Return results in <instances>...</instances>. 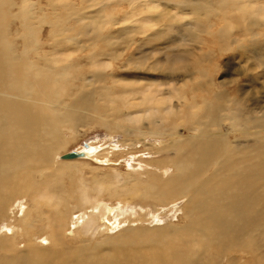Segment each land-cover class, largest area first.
Here are the masks:
<instances>
[{"label": "bare ground", "instance_id": "1", "mask_svg": "<svg viewBox=\"0 0 264 264\" xmlns=\"http://www.w3.org/2000/svg\"><path fill=\"white\" fill-rule=\"evenodd\" d=\"M213 1L216 11L221 13L218 23L226 21L227 28L243 27L245 5L234 6L235 11H229L235 0ZM34 4L30 2L16 14L26 34V42L18 53L14 42L4 33L12 0H0V264H220L231 252L244 257L247 253L250 258H256L250 259L256 264H264V253L259 252L264 245V111L259 109L258 113H253L236 97L238 114L234 115L236 111L230 107L225 110L230 116L220 115L218 113L224 109L222 102L229 97L221 99L210 88L201 93L202 87L199 101L195 100L197 93H191L190 100L184 98L186 93L183 92L174 95L184 99L183 103L176 102L180 107L178 110L162 106L165 101L161 96H155L156 85H146L162 83L156 76L150 82L151 70H155L152 67L136 66L133 69L136 72L126 75L125 83L126 78L120 75L107 78L108 87L99 85L105 80L101 74L89 83L98 85L93 91L71 95L74 90L71 89L72 79L66 77L81 74L80 67H73L70 61L61 65L58 62L56 67L45 64L50 56L42 52V43L37 38L40 27L33 24L36 20ZM68 11L70 9L65 12ZM208 12L209 8H206L204 13ZM60 20L52 19L51 22L56 24ZM222 27L216 31L220 38ZM92 29L101 34L96 26ZM50 31L53 36L54 27ZM244 31L246 34V28ZM78 32L87 35L81 28ZM94 35L88 40H96ZM108 46L107 43H96L93 56L114 55L107 51ZM144 62L139 64L144 65ZM173 64H170L171 69L175 67ZM201 67L203 70L204 66ZM102 68L100 64L92 70ZM208 71V76L202 71L201 77H193L194 89L198 90L203 83L208 85L213 73ZM185 72L187 77L192 73ZM137 91H141L140 99L135 97ZM121 96L125 101L119 100ZM107 105L110 109H105ZM125 107L154 111L145 128L138 121L144 118V112L140 111L130 117L138 120L130 123L129 129L118 122L111 128L122 130L125 134L123 143L131 148L139 141L145 142L139 135L166 137V143L162 142L160 146L143 145L146 150L155 149L154 154L160 153L161 157L154 159L157 168L152 167L156 172L138 173L140 171L136 170L141 168L133 169L129 164L130 173L123 174L114 169L110 174L98 172L89 181L83 180L79 172L76 174L75 167L87 164L78 163L76 159L89 155L91 149L78 150L83 154L78 158H60L58 153L64 143L57 134V127L77 124L76 116L86 114L97 116L98 121L105 124L103 115L107 110L118 112ZM121 113L123 115L124 111ZM222 120L229 121L233 129L241 128L242 131L243 127V138L247 137L246 124L260 125V129L256 127L263 136L258 143L246 142L247 139H241V136L233 143L220 127ZM179 126L180 130L177 129ZM184 127L193 134L185 137L181 131ZM251 129L254 131L253 127ZM254 135H258L257 130ZM85 147L88 149L87 144ZM145 160L151 162L150 158ZM44 170L46 176L38 181L35 175ZM96 195L98 200L104 195L108 200L122 199L144 207L151 203L154 207L175 205L182 197L184 203L179 209L177 207L181 212L178 222L160 224L148 212L130 222L125 219L128 211L119 206L111 210L106 201L96 200ZM23 196L31 199L28 209L15 219L14 227L10 225L12 220L7 222L13 229L9 226L3 229L1 222L6 211ZM72 199L74 202H70ZM75 207L81 210L76 218ZM146 220L156 223L146 225L143 223ZM127 222L132 226H126ZM41 226L43 232L38 234ZM122 226L120 230L115 229ZM114 229L117 232L114 233ZM88 236H91L90 242ZM65 238L69 243H79L63 249L61 242ZM52 243L58 246L57 251L48 249ZM147 246L151 248L146 249ZM238 263L241 264L240 259L235 261ZM226 264L234 263L228 258Z\"/></svg>", "mask_w": 264, "mask_h": 264}, {"label": "rangeland", "instance_id": "2", "mask_svg": "<svg viewBox=\"0 0 264 264\" xmlns=\"http://www.w3.org/2000/svg\"><path fill=\"white\" fill-rule=\"evenodd\" d=\"M30 2L35 3L34 17L36 20H33V24L40 27L37 32V38L40 44L42 43V52L44 51L48 57L50 56L49 62L45 64L56 67L58 62L61 65L65 61H70L73 67H80L81 74L66 77V79H72L71 89L74 90L71 91V95L78 92L89 93L93 91L98 85L95 83L89 85V83L101 74L105 77V80L99 85L108 87L110 82H108L107 78L112 76L116 78L117 75L126 78L129 73L136 72V70H133L136 66L139 68L152 67L155 70L154 72L151 70L153 77L150 82L156 76L162 83L152 82V84L146 85H156L155 96H161L165 101L162 106H170L178 110L180 108L179 104L183 103L184 99H177L174 95L183 92L186 93L184 98L190 100L191 96H193L191 93H197L194 96L197 97L195 100L199 101L200 96L198 94L201 92L202 87L201 93H206L210 88L213 94L216 93L218 97L221 96V99L229 97L228 100L226 99V101L222 102L224 109L218 113L220 115L230 116V113L225 111L230 107L236 111V113L233 112L234 115H237L235 102L237 98H239L240 103L246 105V108L249 107L253 113H258L259 109L264 111V0H235V2L231 3L232 5L228 8L229 11H235L234 6L238 5L241 7L245 5L246 22L243 23L241 28H237L235 25L233 28H227L226 21L218 23L221 19V13L216 11V5L213 0H12V7L8 9L10 19L4 33L7 38H11L14 42L18 53H20L23 44L26 42V34L23 33L20 17L16 14L22 12L25 5L28 6ZM23 3L25 4L23 5ZM206 8H209L208 13H204ZM66 9H70V11L66 13ZM57 18L61 19L58 23L54 24L51 22L52 19ZM80 23L81 25L79 26ZM223 25L224 28L222 27ZM93 26H96L101 34L95 33L92 29ZM52 27H54L53 36L50 31ZM219 27L224 29L220 34L221 38L216 32ZM79 28L84 30L87 35L80 34L78 32ZM223 34H226V36ZM93 35L96 40L93 42L89 41L88 38ZM234 40L236 41L233 42ZM96 43L109 44L107 51L114 53L116 56L108 55L107 53L100 56L97 55L98 57L93 56L96 54L94 47ZM93 60L94 62H92ZM142 61H146L144 62L145 64L143 63L144 65L139 64ZM107 63H109L108 66L103 65ZM171 63H174L173 66H175L173 69L170 67ZM100 64L103 66L102 69L92 70L93 66ZM201 66H204L203 70ZM209 69L213 73L212 78L208 79V85L205 86L203 83L198 90L194 89L192 86L193 77H197V75L201 77L202 71L204 75L208 76L210 74ZM185 70L192 73L187 77ZM199 72L200 74H198ZM127 79H124V83ZM118 81H121V79ZM114 90L115 87L113 88ZM112 97H114L113 92ZM135 97L140 99L142 97L141 91H137ZM121 98L125 101V97L121 96L119 100ZM114 99L118 100V98ZM176 102L180 103L177 104ZM105 109H110V107L107 105ZM140 109L142 107L128 109L125 107L121 110L119 109L118 112L107 110L103 117L105 119L104 123L109 126L101 124L97 116L91 117L88 114L76 116L77 124L72 123L69 126L59 125L57 134L60 135L59 138L64 144L58 155L71 150L91 149L92 151L89 150V155L86 154L80 160L76 159L78 163L85 162L87 164L84 167L82 166L83 164L81 165L82 167L77 164L75 167L77 169V173L76 170L75 173H80V177L85 181H89L98 172L100 174H110L114 169L125 174L131 170L128 166L129 164L133 169L141 168V170H136L140 171L138 173H145L151 170L156 172L154 168H157V165L154 159L155 156L161 157L160 153L156 152L154 154L155 151L153 150L155 149L146 150L143 145L160 146L166 143V137H154L152 135L142 137L139 135L141 140L142 138L145 139V142L139 141L136 145L133 144L134 147L131 148L130 145L123 143L125 141L124 132L112 129L115 122L129 129L130 123L137 119H130V117H134L133 115L138 111L144 112V118L137 119L142 122L140 126L144 128L148 126L147 119L154 111L151 108L145 111ZM121 111H124L123 115ZM109 114L111 115L110 117L108 116ZM131 120L132 122H130ZM246 125L244 129H246L248 138L242 137L244 135L243 127L242 131L241 128L238 129L240 130L239 133L238 130L230 126L229 121L222 120L220 127H222L224 133L229 135L233 143L238 142L240 136L241 139H247L246 142L258 143L263 136L259 131L260 125L252 123ZM252 127L254 131L257 130L258 135H254ZM180 128L179 126L177 129L180 130ZM186 129L187 127L181 129L185 133V137L193 134L192 130ZM131 132L132 135L135 134L133 130ZM249 134L250 137L248 136ZM133 140L132 142H134ZM84 144L88 145V149ZM145 158H150L152 163H147ZM80 168H82V171H80ZM46 174L45 170L40 171L37 172L35 177L38 181H41ZM94 197L98 200L97 195ZM22 198H17V202L15 200L10 205V209L8 208L6 211L4 219L9 218V221L7 219V221L2 220L3 229L8 226L10 230L13 229L10 225L14 227L15 219L20 218L23 212L28 209L31 199L27 196ZM74 200L72 199L70 202H74ZM99 200V202L106 201V206L111 207V210L119 207L126 212L130 210L131 213L127 212V217L125 216V219L130 222L141 214L148 212L160 224L178 222L179 213H181L178 209L184 203L183 197L179 198L175 205L170 204L167 207H159V205L154 207V203L144 207L139 204L134 205L132 201L125 202L122 199L108 200L104 195ZM80 211L79 208H74L75 218L81 213ZM10 220H12L11 223ZM156 221L153 220L151 224V220H146L143 223L154 225ZM125 225L132 226L128 222ZM122 228L123 226L115 229L120 230ZM43 229L41 226L38 229V234L43 232ZM115 229L113 230L114 233L117 232ZM41 238L45 239V236ZM87 239L90 242L91 236H88ZM93 242L96 243L95 240ZM61 243L63 249H68L70 244L76 245L79 241H71L69 243L65 238V240L62 239ZM57 247L52 243L48 249L57 251ZM148 248H151V246L146 247V249ZM259 252L264 253V245L260 247ZM225 257L220 264H226L228 258L229 262L234 264L239 259L241 264H256L255 261L250 260L256 258H250L247 253L246 257H244L234 255L231 252L230 255Z\"/></svg>", "mask_w": 264, "mask_h": 264}, {"label": "water", "instance_id": "3", "mask_svg": "<svg viewBox=\"0 0 264 264\" xmlns=\"http://www.w3.org/2000/svg\"><path fill=\"white\" fill-rule=\"evenodd\" d=\"M82 155L83 154L81 152L71 150V151H68V152L61 154L60 158H62V159H73V158L81 157Z\"/></svg>", "mask_w": 264, "mask_h": 264}]
</instances>
